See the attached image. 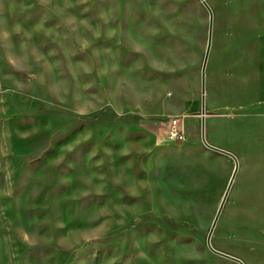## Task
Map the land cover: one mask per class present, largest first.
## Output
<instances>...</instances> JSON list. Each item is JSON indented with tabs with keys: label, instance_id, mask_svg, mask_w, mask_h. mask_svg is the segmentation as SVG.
I'll list each match as a JSON object with an SVG mask.
<instances>
[{
	"label": "rangeland",
	"instance_id": "obj_1",
	"mask_svg": "<svg viewBox=\"0 0 264 264\" xmlns=\"http://www.w3.org/2000/svg\"><path fill=\"white\" fill-rule=\"evenodd\" d=\"M205 1L238 164L210 243L264 264V0ZM207 30L199 0H0V264H237L206 245L234 169Z\"/></svg>",
	"mask_w": 264,
	"mask_h": 264
},
{
	"label": "water",
	"instance_id": "obj_2",
	"mask_svg": "<svg viewBox=\"0 0 264 264\" xmlns=\"http://www.w3.org/2000/svg\"><path fill=\"white\" fill-rule=\"evenodd\" d=\"M201 2V4L204 6V8L207 10L208 12V30H207V42H206V48H205V52H204V56H203V60H202V65H201V98H200V116H201V121H200V137H201V141L202 143L209 149L214 150L216 152L222 153L224 155L230 156L233 161H234V169L231 175V178L228 182V185L225 189V192L223 194V197L219 203V206L216 210V213L214 215L213 221L211 223V226L209 228L208 234L206 236V245L207 248L214 254L219 255L223 258L229 259L237 264H244L240 259L227 255L225 253L219 252L217 250H215L210 243L211 240V235L213 233V230L215 228V225L217 223V220L220 216V213L222 211V208L224 206V203L227 199L229 190L231 188V185L233 183V180L235 178V175L237 173V169H238V164H237V160L236 158L229 152L219 149L217 147L211 146L207 143L206 139H205V69H206V64H207V60H208V56H209V52H210V48H211V42H212V26H213V12L211 10V8L209 7V5L207 4V2L205 0H199Z\"/></svg>",
	"mask_w": 264,
	"mask_h": 264
},
{
	"label": "built area",
	"instance_id": "obj_3",
	"mask_svg": "<svg viewBox=\"0 0 264 264\" xmlns=\"http://www.w3.org/2000/svg\"><path fill=\"white\" fill-rule=\"evenodd\" d=\"M166 136L169 140L176 143L184 142L186 139L185 133L179 128V124L175 119L170 121Z\"/></svg>",
	"mask_w": 264,
	"mask_h": 264
},
{
	"label": "crops",
	"instance_id": "obj_4",
	"mask_svg": "<svg viewBox=\"0 0 264 264\" xmlns=\"http://www.w3.org/2000/svg\"><path fill=\"white\" fill-rule=\"evenodd\" d=\"M187 121V123H186ZM196 126V119L194 116H188L183 122L180 124V129L186 134L194 135Z\"/></svg>",
	"mask_w": 264,
	"mask_h": 264
}]
</instances>
